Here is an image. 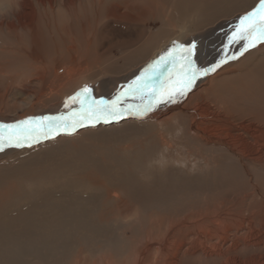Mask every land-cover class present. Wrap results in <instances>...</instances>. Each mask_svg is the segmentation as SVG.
<instances>
[{"label": "bare ground", "instance_id": "bare-ground-1", "mask_svg": "<svg viewBox=\"0 0 264 264\" xmlns=\"http://www.w3.org/2000/svg\"><path fill=\"white\" fill-rule=\"evenodd\" d=\"M258 3L0 0V123L53 116L83 84L109 96L173 41L200 40L209 67L225 54L206 39ZM250 49L143 117L0 152V264H264V44Z\"/></svg>", "mask_w": 264, "mask_h": 264}, {"label": "snow or ice", "instance_id": "snow-or-ice-1", "mask_svg": "<svg viewBox=\"0 0 264 264\" xmlns=\"http://www.w3.org/2000/svg\"><path fill=\"white\" fill-rule=\"evenodd\" d=\"M241 41L244 45L240 55L258 43H264V0H259L256 7L240 17L224 45L225 55L211 66H198V50L194 41L188 44L173 41L170 48L145 67L110 101L96 99L92 95V89L84 86L65 101V108L70 103L79 104L78 111H71L67 115H45L15 123H0V152L7 148L31 146L41 139L58 135L61 131H74L85 123L94 124L101 120L108 122L124 115L143 117L160 104L176 103L192 90L201 76L215 72L229 60L236 59L235 55H227V52L233 44ZM129 96L140 98L142 106L120 107L121 101Z\"/></svg>", "mask_w": 264, "mask_h": 264}, {"label": "rangeland", "instance_id": "rangeland-1", "mask_svg": "<svg viewBox=\"0 0 264 264\" xmlns=\"http://www.w3.org/2000/svg\"><path fill=\"white\" fill-rule=\"evenodd\" d=\"M234 30V29H233ZM232 30V31H233ZM232 31H223V32H219V33H217L216 35H212V36H210L209 38H207L206 39V42H207V44H208V46H209V43H211V44H213V45H216V44H218L216 47H219L220 49H222V48H224V45L227 43V38H228V35H230L231 34V32ZM195 42L196 44H197V50L199 51V47H200V40H192V41H190V43L191 42ZM210 41V42H209ZM225 41V43H223ZM224 44L223 46H221V44ZM205 44V43H204ZM260 44H264V43H258L255 47H252V49H250L249 51H251V50H253V49H255V48H257V46H259ZM203 45V44H202ZM243 45H244V42L243 41H241L240 43H236V44H233L232 46H231V50H229L230 52L231 51H236L237 49H241L242 47H243ZM229 51L227 52V54L229 53ZM222 54H225V51H224V49H223V51H222ZM221 56H219V58H220ZM242 57V55H240L239 57H237L236 59H234V60H231V61H228V63H226V64H229V63H232V62H236L238 59H240ZM219 58H217V60L219 59ZM217 60H214L213 61V63L212 64H214V63H216L217 62ZM150 64V63H149ZM148 63H146L145 65H143L142 67H140L139 66V69H138V71H137V73L135 74V75H139L140 73H141V71L145 68V67H147L148 65H149ZM212 64H210V66L212 65ZM226 64H224V65H226ZM199 67H204L203 65H200ZM206 67V66H205ZM222 67V66H221ZM124 74V73H123ZM134 75V76H135ZM134 76H131L128 80V82L127 81H125V82H123L122 83V81H120L119 83H118V85H116L115 86V89H114V91L112 92V94L111 95H109V96H93V97H95L96 99H100V98H103V99H105V100H112L116 95H117V93L118 92H120V91H122L123 90V88H124V86L125 85H127V84H129L132 80H134L135 78H134ZM127 80V79H126ZM84 86H87L86 84H83V86H81V87H79L78 88V90L76 91V93L78 92V91H80ZM115 92V93H114ZM114 93V94H113ZM132 98H133V100L134 101H137V100H139L140 98H138V97H132V96H129V97H127V98H125V99H123L122 101H121V104H120V107H122V108H125L126 107V105H125V102L126 101H133L132 100ZM68 100V99H67ZM66 100V101H67ZM161 105V104H160ZM79 104H69V107L68 108H65V102H64V104H63V106H62V108L61 109H59L56 113H54V115L53 116H57V115H60V114H69L71 111H78L79 110ZM116 123H120V122H114V124H116ZM85 125V126H84ZM81 128H82V130H84V129H87V128H95V127H97V126H99V124H95V125H92V124H90L91 126L89 127L88 126V124H84ZM147 218V217H146Z\"/></svg>", "mask_w": 264, "mask_h": 264}]
</instances>
